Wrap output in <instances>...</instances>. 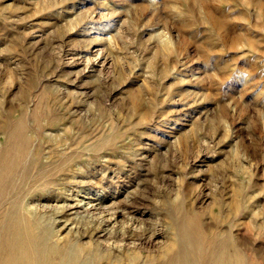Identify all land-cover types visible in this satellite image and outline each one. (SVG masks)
Returning a JSON list of instances; mask_svg holds the SVG:
<instances>
[{
	"label": "rangeland",
	"instance_id": "rangeland-1",
	"mask_svg": "<svg viewBox=\"0 0 264 264\" xmlns=\"http://www.w3.org/2000/svg\"><path fill=\"white\" fill-rule=\"evenodd\" d=\"M0 141L56 234L156 255L182 200L264 264V0H0Z\"/></svg>",
	"mask_w": 264,
	"mask_h": 264
},
{
	"label": "bare ground",
	"instance_id": "bare-ground-1",
	"mask_svg": "<svg viewBox=\"0 0 264 264\" xmlns=\"http://www.w3.org/2000/svg\"><path fill=\"white\" fill-rule=\"evenodd\" d=\"M93 42L88 43L90 45ZM24 141H28V137ZM1 146L2 141L0 264H256L250 257L246 263L241 253L242 246L231 233V228L222 232V237L218 240L212 234L206 235V226H200L195 221L196 216L192 218V212L182 200L171 205L166 212L168 236L156 255L142 256L138 250L141 246L137 242L130 241V249H127L125 244L114 241L112 232L106 228L99 235L102 242L97 240L103 244L100 247L92 246L93 243L85 245L71 239L72 237L65 238L64 234H56L53 223L62 224L61 227L66 230L74 228L73 223L54 213L51 214L52 217L46 218L26 202L27 195L38 191L40 187H32L23 192L19 187L17 174V159L23 150L17 145L5 148ZM95 200L93 198L85 202L83 199H75L73 204L67 206V211L74 215L86 212L95 215L101 222L113 220L114 214L110 215L108 206ZM4 203L7 204L5 208ZM200 230L205 233H200Z\"/></svg>",
	"mask_w": 264,
	"mask_h": 264
}]
</instances>
